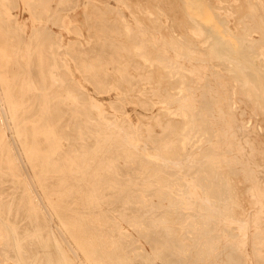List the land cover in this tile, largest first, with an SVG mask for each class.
I'll use <instances>...</instances> for the list:
<instances>
[{"label": "bare ground", "instance_id": "6f19581e", "mask_svg": "<svg viewBox=\"0 0 264 264\" xmlns=\"http://www.w3.org/2000/svg\"><path fill=\"white\" fill-rule=\"evenodd\" d=\"M21 1L49 24L28 33L19 0H0V264L261 260L264 244L238 236L251 215L233 212L213 116L235 100L264 120V0H115L134 25L108 0ZM81 2L99 47L70 53ZM67 49L114 100L72 77ZM127 99L144 110L135 123Z\"/></svg>", "mask_w": 264, "mask_h": 264}, {"label": "rangeland", "instance_id": "374dc122", "mask_svg": "<svg viewBox=\"0 0 264 264\" xmlns=\"http://www.w3.org/2000/svg\"><path fill=\"white\" fill-rule=\"evenodd\" d=\"M56 1H58V0H56ZM19 2H20V5H18V7H16V8H14V7L10 8V9H13L10 11L12 12V15H14L16 13L15 15L18 18V20L26 25V27L24 26V30H27L26 32L29 33L30 30L32 29V27L37 26L38 23H40V22L49 24V21L48 22L45 21L44 17H42V18L40 17L42 19V20H40V22L38 20H36L35 16H33L31 14L32 11H29V8H28L29 6L26 7V2H22L21 0H19ZM62 3H64V2H62ZM108 3L110 4V6L118 7L122 11V13L125 14L126 18L125 17L124 18L126 20H128V22L131 25H134L135 21H134V19H132V14H130V13H131V11H133V9L135 7L131 10V7L129 6V3H132V2L128 1V6H124L123 4H118V2L115 0H108ZM141 4L145 5L144 2L139 3L136 6L138 8V9L136 8L137 10H141V7H142ZM27 5H28V3H27ZM101 5L104 6L103 4H100L99 6H101ZM139 5H140V7H139ZM85 10L90 11V13L92 12V9L86 8V6H84L81 2L77 11L79 12V21L82 23L83 35L79 36V33H77V32L76 33L73 32L74 34L72 32L70 34L64 32V42L66 43V45L68 44L67 43L68 40L75 39V38L80 39L79 45H78V42H76V40L74 41L75 47L72 46V45H74L73 42H72L73 44L71 43L70 45H68V46H70V48L72 47L71 49H69L70 53L73 50L81 51V50H83L84 47H85L84 50L88 49V48L90 50H92L93 48L98 49V47H99L98 41L93 40L95 38V35H97L98 33L94 32V30L92 28L88 27L86 20H85L87 18L84 15ZM128 10H130V11H128ZM108 12L110 13V11H108ZM111 12L112 13H110V14L114 15L112 10H111ZM26 14H27V16H26ZM110 14H109V16H110ZM112 17H116V15L112 16ZM25 18H26V20H25ZM28 23H29V25H28ZM50 24H52V27H51V25H49V27L53 31H55V30H57L56 32L61 31L59 28H57L56 25H53V23H50ZM87 31H88L89 35L87 34ZM90 36L92 39L90 38ZM91 41L93 42L94 46L92 43H90ZM76 45H77V47H76ZM73 47H74V49H73ZM79 48H81V49H79ZM69 50L67 49L66 50L67 53L65 54V52H64L62 55L65 56V58L70 62L69 66L67 64V67H69V68L71 67L70 71H71L72 77L76 81H79V83H81L82 86L85 87V89L87 90L89 95H91L92 97H95V98L102 97V99H105L107 103L114 100V94H115L114 91H110L109 93L105 92L106 94L103 93L102 95L96 94V92L94 90V88H95L94 84L90 80H88V78H86L85 73L84 72H83L84 74L81 73L82 76H81V74H79L81 71V70H79L80 67H78V65L75 64V62L73 63V59L70 56ZM104 50H105V47H104ZM125 53L127 54L126 51H124V54ZM106 56H107V52H106V55L104 57H102V58L100 57L101 60L104 61ZM124 57H123V59H125ZM71 59H72V61H71ZM107 66L108 67L104 66V68L105 67L108 68V77L109 76L112 77V74L111 75H109V74L111 73V71L113 69H114V71L112 73H115V75L117 73V75H119L118 72L115 71V68L113 66H110V65H107ZM110 68H111V71H110ZM135 69L136 68L131 67L132 71L130 70V68L128 70H130V73L132 72V74H136V72L138 71L137 72V78H138L139 77L138 75L142 74L141 73L142 69H140V68H138V70L137 69L135 70ZM139 70H141V71L139 72ZM77 71H78V73H77ZM133 71H136V72L134 73ZM83 76H84V78H86L85 81H87V82L84 81ZM88 81H89V84H88ZM124 84H126V83H124ZM57 86H58V84H57ZM125 87L129 88L130 86L127 85ZM130 88H129V90H131L132 93L130 91H128V92L131 94H133V92L136 93L138 91V90L136 91V89L132 90ZM138 89H140V88H138ZM234 103H235V100L232 103H230V105H232V106H230L226 102L224 104V106L217 108L218 117L213 116L215 122L219 126L218 143L220 146L219 150H217V151L215 150L216 155H215L214 160L222 159L224 162L225 161L228 162V166L224 168V172L227 174L229 181L231 183V189H229V192L232 191L233 198L237 199V202H236L237 206L233 209V212L236 215L235 217H242V216L251 215L250 216L251 231L247 232V233H243L242 232L243 230H240L241 233H239L238 236L239 237L241 236L240 241L245 243L247 246H254L255 244L256 245L261 244V242H262V244H264V120H262L261 118L256 116V114H254L252 112L251 108H249L245 102L239 101V102H237L236 105H234ZM124 106L128 110L129 115L131 117V120L134 123L137 121L136 113H138V112L144 113V110L141 109V107L138 104H135L134 102H132L129 99H127L126 104H124ZM109 107H110V105H109ZM112 109L113 108H109L108 109L109 112H111V113L114 111L116 112V110H114V109L112 110ZM134 112H135V114H134ZM196 121H199V120H196ZM155 131L158 133V132H160V129L157 127V128H155ZM208 142H212V139H209ZM213 142H214V138H213ZM222 150H224L225 154H226V155H223V157H222V154H223ZM240 191H242V192H240ZM229 197H230V193H229ZM237 209L238 210L240 209L241 211L238 212ZM239 213L240 214L242 213V214L239 215ZM122 225L124 226L123 230L126 228L130 232L132 231V233H134V231L130 227H128L126 224H122ZM239 228H241V226ZM135 236H136V234H135ZM137 243L142 247H144L143 245H145L144 248H146V250H149V246L147 245V243H145L144 239L139 237L137 239ZM240 249H242V247H240ZM245 252H247L248 254L249 253L252 254V251H251V249H249V247L245 248V250L243 252L244 256L242 257V255H241V258H243V259H246L245 257L248 256V255H246ZM261 258H262L261 260H259L258 262H254V264H264V256H261ZM76 263L79 264L78 262H76ZM239 264H253V262L249 261L246 263L242 262Z\"/></svg>", "mask_w": 264, "mask_h": 264}]
</instances>
